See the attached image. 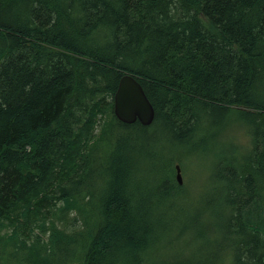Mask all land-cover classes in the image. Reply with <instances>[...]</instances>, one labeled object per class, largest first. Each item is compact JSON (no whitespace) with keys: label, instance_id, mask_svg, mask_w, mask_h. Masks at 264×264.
I'll list each match as a JSON object with an SVG mask.
<instances>
[{"label":"trees","instance_id":"trees-1","mask_svg":"<svg viewBox=\"0 0 264 264\" xmlns=\"http://www.w3.org/2000/svg\"><path fill=\"white\" fill-rule=\"evenodd\" d=\"M124 73L153 107L149 125L113 113ZM210 112L236 114L250 143L238 166L216 159L226 254L264 264V0H0V223L15 226L0 236V255L10 245L20 264H148L175 246L180 235L158 242L153 204L134 197L133 158L152 155L153 129L176 147ZM106 115V177L96 190L84 179ZM172 164L154 179V195L181 186ZM74 207L82 229L44 223ZM28 225L49 229L47 240L18 238Z\"/></svg>","mask_w":264,"mask_h":264},{"label":"rangeland","instance_id":"rangeland-1","mask_svg":"<svg viewBox=\"0 0 264 264\" xmlns=\"http://www.w3.org/2000/svg\"><path fill=\"white\" fill-rule=\"evenodd\" d=\"M107 120L109 116L106 115L100 119L94 130V141H97V145H94L95 155L99 158L93 159L92 171H89V177L84 179L86 187L96 190L100 189L99 185L106 177L103 169L107 162L102 156L107 142L105 138H101L100 132ZM114 134L119 135L121 131L115 129ZM149 135L146 143L152 155L136 158L132 155L135 160L134 197L140 205H143L146 199L153 204V207H150L159 216L157 222L163 235L158 242L166 243L168 239L180 236L177 237L175 246L172 244L157 250L150 257L148 264H164L166 260L176 264H234L231 262V256L226 254L230 241L223 229L227 214L223 202L225 180L218 178L219 160L216 159L224 157L226 165L231 167L241 163V158L250 144L246 125L236 114L210 112L203 114L197 132L181 139L176 147L167 145L170 138L159 128L150 131ZM171 163L179 166L181 186L174 194L156 196L151 189L153 181L165 173ZM94 197L97 202L99 195L95 194ZM61 205L62 201H58L55 206ZM80 212L78 207H74L64 212L60 219L57 214L49 213L44 223L49 227L50 222H53L68 232L82 229ZM4 222L7 226H1L3 222L0 223V236H6L12 231V227H15L7 221ZM22 227L18 226L16 230L19 233L18 238L35 242L36 236H39L42 241L47 240L48 227L45 233L39 232L36 225H28L24 230ZM13 251L15 248L6 245L0 255V264H20L23 253L20 251L15 254Z\"/></svg>","mask_w":264,"mask_h":264},{"label":"water","instance_id":"water-1","mask_svg":"<svg viewBox=\"0 0 264 264\" xmlns=\"http://www.w3.org/2000/svg\"><path fill=\"white\" fill-rule=\"evenodd\" d=\"M113 113L123 123L139 122L149 125L154 110L139 82L130 74L124 73L117 84L113 95ZM174 178L181 183L178 164L174 165Z\"/></svg>","mask_w":264,"mask_h":264}]
</instances>
